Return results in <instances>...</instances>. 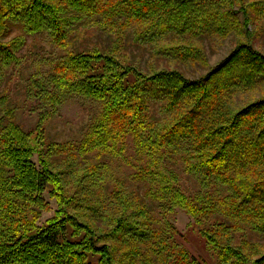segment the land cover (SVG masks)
<instances>
[{"label":"trees","instance_id":"1","mask_svg":"<svg viewBox=\"0 0 264 264\" xmlns=\"http://www.w3.org/2000/svg\"><path fill=\"white\" fill-rule=\"evenodd\" d=\"M263 24L264 0H0V264H264V52L249 30ZM230 35L200 76L160 65L207 66L206 41ZM75 97L96 117L50 141ZM178 210L213 261L181 242Z\"/></svg>","mask_w":264,"mask_h":264},{"label":"rangeland","instance_id":"2","mask_svg":"<svg viewBox=\"0 0 264 264\" xmlns=\"http://www.w3.org/2000/svg\"><path fill=\"white\" fill-rule=\"evenodd\" d=\"M249 30L252 34H255V42L258 49L264 52V24L262 26H257L256 28L249 27ZM215 41L209 40L206 41L208 46L206 45V54L208 65L203 66L199 63L189 62V63H180V62H161V67L165 64H170L174 68H179L182 70L188 77H197L201 74L207 72L211 67L215 66L221 60H223L226 56H228L229 52L233 50L239 41V38L230 35L228 38L222 39H214ZM96 41L94 35L86 38L84 35L81 36L80 41L77 43H85ZM30 44H34V50H39L42 55L46 56L50 53L53 48L48 43V41L44 39L40 40H29ZM28 42V43H29ZM36 46V48H35ZM42 46L44 49H41ZM157 55V54H156ZM128 57L131 60H136L138 64L145 71H148L150 68H156L158 66V62H156V58L149 50L136 48L134 53L128 54ZM258 93H254L252 97L257 96ZM240 97V98H239ZM250 97L249 94H240L238 99L246 100ZM244 102V103H245ZM158 109V106H156ZM161 106L159 105V109ZM98 112L97 106L95 102H91L89 99L84 98H72L69 99L60 109L59 115L55 116L50 122L46 125V133L48 139L53 142H68V141H76L80 140L83 136L84 131L86 130L88 124L92 123L96 114ZM16 119L19 123H22L25 127L31 128L34 127L37 121L35 116H30L27 112H21L16 116ZM89 158V156H88ZM82 160V159H81ZM104 161H108L104 158ZM116 170H118L117 174L121 177H126L128 168L122 165L120 162H115L112 164ZM187 184L191 187L196 185L193 180L186 179ZM52 209L49 212H45L42 221H44L47 217L53 215L56 210V204L54 201H51ZM190 217L182 210L177 211V215L175 214L174 223L176 224L178 230L180 231V240L182 243L186 245V247L196 256H199L203 259H208L209 261H213V257L209 251L208 246L206 245L205 240L198 232L195 226L191 225Z\"/></svg>","mask_w":264,"mask_h":264}]
</instances>
